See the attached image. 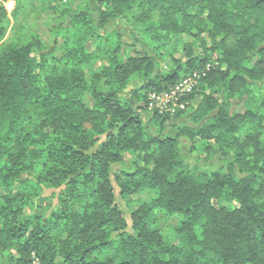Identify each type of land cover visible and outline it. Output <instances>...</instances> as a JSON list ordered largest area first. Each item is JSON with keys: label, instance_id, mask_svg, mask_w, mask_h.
Listing matches in <instances>:
<instances>
[{"label": "trees", "instance_id": "16d2710c", "mask_svg": "<svg viewBox=\"0 0 264 264\" xmlns=\"http://www.w3.org/2000/svg\"><path fill=\"white\" fill-rule=\"evenodd\" d=\"M36 1L0 0V264H264V0ZM213 53L185 111L147 112Z\"/></svg>", "mask_w": 264, "mask_h": 264}, {"label": "rangeland", "instance_id": "374dc122", "mask_svg": "<svg viewBox=\"0 0 264 264\" xmlns=\"http://www.w3.org/2000/svg\"><path fill=\"white\" fill-rule=\"evenodd\" d=\"M30 4H34L37 6V1L36 0H29ZM74 3H81L83 2V0H71ZM91 3V7L96 9V4L93 3V0L90 2ZM5 5L7 6L8 10H10L13 7V2L11 1H7L5 3ZM40 9L36 10L35 8H32V6H28L26 8V12H25V21L26 23V27L30 30H33L37 33H39L43 38H45L46 40H51V35H50V30L45 26L46 23H48L50 21V17L48 15V13L45 12H39ZM11 27L8 26V33L10 32ZM105 30L107 32H111L114 30H117L125 40H130L129 35L127 33V27L123 26L122 24L119 23H114L111 22L109 25H107V27H105ZM217 55H215V53H213L210 56V60H217ZM164 68V67H163ZM165 67L164 70H166ZM183 76V75H182ZM254 85V88L256 89H260V90H264V79L262 80H257L252 82ZM137 84V83H136ZM135 87V84H131L127 87L125 94L129 95V92L131 90H133V88ZM191 111V109H190ZM149 113V112H148ZM150 114V113H149ZM149 114H145L144 115V119L147 120L149 119ZM186 115H184L182 118L179 119H172L167 126V132H169L170 134H174L175 133V125H182V124H189V122L186 119ZM175 124V125H173ZM200 126V125H198ZM152 129H156V127L154 125L151 126ZM183 152L186 156V162L190 167L193 166H197L200 168V170H222L226 168V160L220 158L218 155H214L212 157H207V153H203L202 155H198L196 152L194 153H189L187 148L184 147ZM118 166H114V168H116ZM49 201H52V196L51 195H47V197H45V201L42 202V205L47 204ZM118 201L119 204L122 205V201L121 199L118 197ZM174 221H161L160 225L162 227V231L164 232L165 235L170 236L172 234V230L173 227L175 226Z\"/></svg>", "mask_w": 264, "mask_h": 264}, {"label": "built area", "instance_id": "2783aa9c", "mask_svg": "<svg viewBox=\"0 0 264 264\" xmlns=\"http://www.w3.org/2000/svg\"><path fill=\"white\" fill-rule=\"evenodd\" d=\"M215 64H217V60L212 59L205 63L201 70H194L183 75L167 91L149 92L146 99L147 112L163 116H174L185 111L189 106L188 96L197 90L206 73ZM32 264H40V261L33 256Z\"/></svg>", "mask_w": 264, "mask_h": 264}, {"label": "crops", "instance_id": "0c3cea01", "mask_svg": "<svg viewBox=\"0 0 264 264\" xmlns=\"http://www.w3.org/2000/svg\"><path fill=\"white\" fill-rule=\"evenodd\" d=\"M110 23H111V22H110ZM110 23H109V24H110ZM109 24H108V25H109ZM106 27H107V26H106Z\"/></svg>", "mask_w": 264, "mask_h": 264}]
</instances>
